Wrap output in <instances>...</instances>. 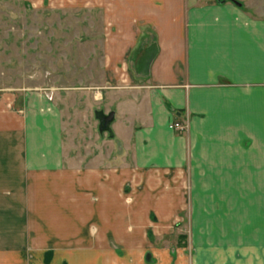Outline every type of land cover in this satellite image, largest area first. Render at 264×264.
I'll return each instance as SVG.
<instances>
[{
    "label": "crops",
    "instance_id": "1",
    "mask_svg": "<svg viewBox=\"0 0 264 264\" xmlns=\"http://www.w3.org/2000/svg\"><path fill=\"white\" fill-rule=\"evenodd\" d=\"M235 1L73 0L100 13L113 137L79 160L53 98L1 90L0 264L176 231L204 264H264V0Z\"/></svg>",
    "mask_w": 264,
    "mask_h": 264
},
{
    "label": "rangeland",
    "instance_id": "2",
    "mask_svg": "<svg viewBox=\"0 0 264 264\" xmlns=\"http://www.w3.org/2000/svg\"><path fill=\"white\" fill-rule=\"evenodd\" d=\"M72 2L0 0V92L29 89L44 91L47 99H54L63 113L65 144L75 142L80 160L86 156L87 146L97 145L98 133L103 134L95 118V112L103 109L94 97L105 82V44L100 13L75 9ZM187 222L185 217L182 225L185 227ZM116 237L121 246L112 244L110 250L79 247L76 251H30L29 260L32 264L33 259L41 257L45 264H154V248L181 252L184 246L186 264L205 263L197 260L191 235L185 231L159 238L150 234L141 247L133 244L139 241L137 236ZM81 239L84 236L79 235V242ZM214 255L205 258L214 264ZM182 260L180 256L176 261ZM155 264H164V260Z\"/></svg>",
    "mask_w": 264,
    "mask_h": 264
},
{
    "label": "water",
    "instance_id": "3",
    "mask_svg": "<svg viewBox=\"0 0 264 264\" xmlns=\"http://www.w3.org/2000/svg\"><path fill=\"white\" fill-rule=\"evenodd\" d=\"M233 3H235L237 6H241L240 3L236 2L235 0H230ZM95 118L97 119L99 125V132L104 133L107 132L109 137L112 138L113 134L110 128L111 123L113 122L114 113L109 112L108 114H104L103 111H97L95 112Z\"/></svg>",
    "mask_w": 264,
    "mask_h": 264
},
{
    "label": "built area",
    "instance_id": "4",
    "mask_svg": "<svg viewBox=\"0 0 264 264\" xmlns=\"http://www.w3.org/2000/svg\"><path fill=\"white\" fill-rule=\"evenodd\" d=\"M188 121L184 122H174L173 124L170 125V128L174 131H176L179 134L184 133L188 129Z\"/></svg>",
    "mask_w": 264,
    "mask_h": 264
}]
</instances>
